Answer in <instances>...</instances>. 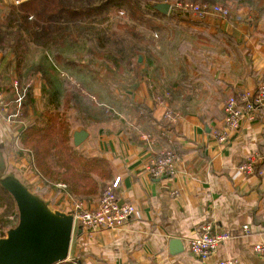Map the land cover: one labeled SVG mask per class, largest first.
<instances>
[{"label":"crops","instance_id":"crops-1","mask_svg":"<svg viewBox=\"0 0 264 264\" xmlns=\"http://www.w3.org/2000/svg\"><path fill=\"white\" fill-rule=\"evenodd\" d=\"M16 1L0 0V4L7 6ZM242 12L244 9L238 15ZM259 26L260 23L256 27L225 26L222 22L207 28L186 26V31L200 34L212 33L215 28L228 35L236 33V42L245 53L238 57L217 52L219 41L209 45L197 42L195 52L193 36L189 48H184V58L175 50L185 43L182 40L156 45L158 71L154 63L143 72L140 57L142 65L118 78L113 95L123 100L116 105L109 101L115 109L113 118L82 127L71 123L70 135L79 129L88 132L87 139L79 145L81 153L110 163L111 182L119 178L115 189L119 203L133 205L135 213L115 230L93 233L75 227L70 260L77 264H218L237 259L241 264H264L253 251L254 244L264 242V178L259 174L260 162H264V108L255 120L243 119L239 131L226 144L213 139L222 127L227 96L236 89L253 90L255 76L264 77V34H258ZM32 89L35 108L39 109L37 81H33ZM166 93L169 97L159 104L156 98ZM0 94L9 113L12 102ZM139 106L142 108L137 109ZM166 109L178 116L172 125V140L157 133ZM33 117L29 111L25 121L11 122L0 112V148L10 144L17 147L19 132ZM143 135H151L153 141H144ZM166 149L178 156L176 173L154 179L144 169L151 158ZM7 152L10 160L11 153ZM248 160L255 164L253 174L238 173L237 167ZM12 166L33 188L39 185L27 161ZM47 199L51 202L50 197ZM56 199L62 202L54 207L65 212H71L78 202L62 193ZM98 200L84 207H95ZM205 223H211L217 232H226L229 239L210 258L198 261L189 254L188 241ZM244 225L249 227V234L242 232ZM171 240L179 241V252L169 247Z\"/></svg>","mask_w":264,"mask_h":264},{"label":"trees","instance_id":"trees-1","mask_svg":"<svg viewBox=\"0 0 264 264\" xmlns=\"http://www.w3.org/2000/svg\"><path fill=\"white\" fill-rule=\"evenodd\" d=\"M17 1L19 4H0V92L7 102L15 101L17 93L13 82H18V93L23 94V99L19 119L14 121H25L29 111L34 117L19 132L18 149L11 144L5 149L11 153L12 165L24 160L28 162L39 184L34 189L43 196L45 192L52 191L51 202L62 193L83 204L92 203L100 198L103 189L112 184L113 170L106 159L87 157L72 145L68 112L72 110L73 121L79 127L113 118L111 103L101 102L104 99L100 96L108 98L111 93H101V84H107L110 76L120 78L125 72L132 73L134 67L142 63L143 72L154 63L155 71L159 70L156 45L149 32L164 31L168 24L170 29L178 28L187 33L185 37L182 34V41L188 47L190 37L194 36L192 48L195 52L198 51L197 42L209 45L212 41H219L217 52L238 57L245 53L238 46L236 33L228 35L218 28L204 34L186 31V26L207 28L212 23L183 13L176 4L220 6L230 10L226 19L218 18L226 22L225 26L256 27L264 19V0ZM150 2H168L171 5L169 13L155 12L149 6ZM242 9L244 12L238 15ZM179 46L175 48L176 54L179 56L180 53L184 58L186 53L179 52ZM35 52L38 56L32 60ZM140 57L142 63L138 61ZM63 74L72 81L65 79ZM255 80L254 87L264 84V77L255 76ZM33 81L39 85V109L35 108ZM243 91L236 89L226 100ZM163 97L169 96L166 93ZM263 108H256L255 119ZM10 112L13 109L10 108ZM157 127L158 135L172 140V124L167 123L164 117ZM221 130L222 127L217 132ZM260 163L264 165L263 161ZM262 164L259 174L264 168ZM114 193L117 196L116 190ZM0 210L1 234L2 229L12 225L16 219L14 203L1 187Z\"/></svg>","mask_w":264,"mask_h":264},{"label":"built area","instance_id":"built-area-1","mask_svg":"<svg viewBox=\"0 0 264 264\" xmlns=\"http://www.w3.org/2000/svg\"><path fill=\"white\" fill-rule=\"evenodd\" d=\"M15 4H19L16 1ZM183 13H187L199 20H209L211 17L226 19L229 11L220 6L208 7L206 5L198 6L191 3L176 4ZM211 16V17H210ZM264 75V68L262 70ZM28 87V86H27ZM13 89L17 93V98L12 102L13 112L8 113V107L4 102L3 95L0 94V112L6 121L19 119L21 113V102L23 94L18 93L19 83L13 82ZM25 91V89L23 90ZM166 98V97H165ZM164 97L156 98L159 104L165 103ZM239 101L242 102L239 105ZM258 106H264V84L254 87V90H244L236 97H229L223 105L222 130L213 134V139L218 144H226L234 133L240 129L243 119L248 121L255 120V110ZM169 124H174L178 116L166 109L163 115ZM144 141H153L149 135L142 136ZM178 156L170 149H166L156 154L145 167L147 175L154 179L173 177L176 173V163ZM254 162L248 160L237 167V172L246 175H252L254 171ZM264 178V168L261 172ZM119 178H116L112 184L106 187L95 207L85 208L81 202H75L71 209L73 213L74 228L80 227L89 232H99L119 229L134 215L135 207L129 203H119L114 191L117 188ZM59 187H63L59 185ZM244 234H249V227H242ZM229 235L226 232H217L211 223H205L199 228L197 235L188 241V251L194 260L203 261L210 258L217 249L227 240ZM253 251L264 260V242H258L253 245ZM58 264H77L75 261L68 260ZM218 264H241L237 259H227L218 262Z\"/></svg>","mask_w":264,"mask_h":264},{"label":"water","instance_id":"water-1","mask_svg":"<svg viewBox=\"0 0 264 264\" xmlns=\"http://www.w3.org/2000/svg\"><path fill=\"white\" fill-rule=\"evenodd\" d=\"M157 13L167 15L168 2H150ZM88 137L85 129L72 133V145L78 147ZM0 187L15 207V222L0 234V264H58L69 258L74 232L73 213L55 208L24 179L9 160V153L0 148ZM169 247L179 252L181 245L171 240Z\"/></svg>","mask_w":264,"mask_h":264},{"label":"rangeland","instance_id":"rangeland-1","mask_svg":"<svg viewBox=\"0 0 264 264\" xmlns=\"http://www.w3.org/2000/svg\"><path fill=\"white\" fill-rule=\"evenodd\" d=\"M227 8V7H226ZM230 11V10H229ZM211 17V16H210ZM220 19H218V18H216V17H211L210 19H209V23H212V24H218V23H221V21H219ZM230 21H231V18H230ZM230 21H228V23L230 22ZM223 24H225L226 22H222ZM169 25L167 24L166 25V27H164V31H156V32H149V35H150V37H152V40H153V42L155 43V45H157V46H162V44H164V43H168V41L170 42V43H172V44H174V43H179V41H181L182 40V31L180 30V29H178V28H176V29H170L169 27H168ZM260 30L261 31H264V19H261V21H260ZM187 28V27H186ZM164 34H165V38L166 39H164ZM196 34V33H195ZM159 36H162V38L160 39V37ZM193 38H194V36H193ZM195 39V38H194ZM184 44H186V43H184ZM180 47V50H179V52L181 51V53H185V49L184 48H189V47H187V46H185V45H180L179 46ZM154 50V49H153ZM67 52H69V51H67ZM157 53H158V51L156 52L155 51V55H157ZM179 55H180V53H179ZM37 56H38V53L37 52H35L34 53V55H32V60H34V59H36L37 58ZM139 60V59H138ZM60 75H62V73H60ZM65 74H63V76H64ZM65 77V79H69L70 77L68 76H64ZM70 80V79H69ZM70 81H72V80H70ZM119 80H118V76H114V77H109V80H108V83L107 84H103L104 86H102V84H101V87H100V89H99V91L101 92V93H104L105 95L106 94H109V93H112L111 95H110V97H104L103 95H100V96H102L103 97V101H101V102H103V103H105V104H107V105H109L110 104V102H107V101H112L113 102V104H115L116 105V103H120L122 100H123V98L121 99L120 97H118L117 95H113L114 93L113 92H117V86H118V84H119V82H118ZM30 83L31 82H29L28 83V85L27 86H29L30 85ZM95 93H96V91H94ZM159 97H162V96H159ZM158 98V97H157ZM120 100V101H119ZM60 110H62V109H60ZM115 111V109L114 108H112L111 109V111ZM69 117H68V122L70 123V125H71V123H74V121H73V115H72V110H69ZM75 124V123H74ZM76 125V124H75ZM16 149H18V147H15ZM19 149H21V148H19ZM78 149H79V151L81 152V151H83L81 148H80V146H78ZM81 149V150H80ZM23 169V168H22ZM24 170V169H23ZM104 190V189H103ZM102 190V191H103ZM51 192V191H50ZM102 193V192H101ZM47 198L48 197H51L50 195H49V192H45V194H44ZM101 195V194H100ZM100 197V196H99ZM57 200V201H56ZM60 202H62V201H60V200H58V199H53L52 200V205L53 206H60L59 204H60ZM0 212H1V210H0Z\"/></svg>","mask_w":264,"mask_h":264}]
</instances>
